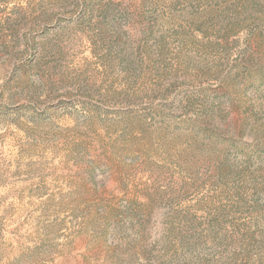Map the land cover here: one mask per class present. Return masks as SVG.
Listing matches in <instances>:
<instances>
[{
	"label": "rangeland",
	"instance_id": "obj_1",
	"mask_svg": "<svg viewBox=\"0 0 264 264\" xmlns=\"http://www.w3.org/2000/svg\"><path fill=\"white\" fill-rule=\"evenodd\" d=\"M0 264H264V0H0Z\"/></svg>",
	"mask_w": 264,
	"mask_h": 264
}]
</instances>
